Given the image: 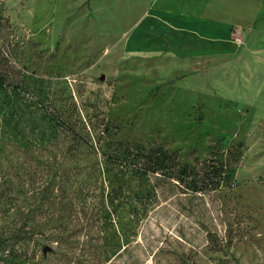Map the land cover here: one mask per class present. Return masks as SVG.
Returning <instances> with one entry per match:
<instances>
[{"label":"rangeland","instance_id":"rangeland-1","mask_svg":"<svg viewBox=\"0 0 264 264\" xmlns=\"http://www.w3.org/2000/svg\"><path fill=\"white\" fill-rule=\"evenodd\" d=\"M191 2L0 0V264H264V0ZM132 141L228 177L106 173Z\"/></svg>","mask_w":264,"mask_h":264},{"label":"trees","instance_id":"trees-1","mask_svg":"<svg viewBox=\"0 0 264 264\" xmlns=\"http://www.w3.org/2000/svg\"><path fill=\"white\" fill-rule=\"evenodd\" d=\"M3 38L5 42L8 39L5 35ZM4 50V45L0 46V56L3 55ZM10 79V77L0 74V90H12L13 92L19 90V86H13ZM60 124L65 137L72 138L74 151H78L82 146L92 147L90 138L77 134L65 122H60ZM108 129V127H105L102 130L98 141L103 139V135L109 131ZM109 147L114 149V155H107L104 170L112 175L132 173L139 180H143L150 175H160L178 183L184 189L200 193H208L221 188L228 177L227 165L222 160L219 148L214 150L216 156L212 158L208 165L204 164L197 168V166L185 164L179 152L170 151L164 146L146 148L144 145L132 141L120 142L117 147L113 145Z\"/></svg>","mask_w":264,"mask_h":264},{"label":"crops","instance_id":"crops-1","mask_svg":"<svg viewBox=\"0 0 264 264\" xmlns=\"http://www.w3.org/2000/svg\"><path fill=\"white\" fill-rule=\"evenodd\" d=\"M206 0H192V2L190 3V5L188 6V8H193L195 11V14H197L198 17H196V19H193L194 21L192 22L191 26H193L195 20H196V23H199L200 25L202 26H206L208 27V32H211L210 33V37H215V34L216 33H219V32H224V30L226 29V24L224 22V20L226 19L224 15L222 16H215V18L213 20H207V19H204L203 15H206V16H209V12H212V11H209L207 10V12H204L203 11V7L205 6V2ZM201 2H203V5L201 4ZM223 10L221 6L219 5H216L215 9H213V13L215 15L216 12L218 11H221ZM203 12V13H202ZM185 17V15H183ZM203 18V19H202ZM189 21V18H186L185 19V23H187ZM183 23V24H185ZM185 28L186 27H190V25H183ZM184 29V28H183ZM213 43H215V46L220 44V42L218 40H215ZM212 44V41L210 42V45Z\"/></svg>","mask_w":264,"mask_h":264}]
</instances>
